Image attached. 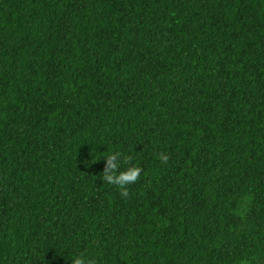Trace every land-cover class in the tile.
I'll use <instances>...</instances> for the list:
<instances>
[{
  "label": "trees",
  "instance_id": "1",
  "mask_svg": "<svg viewBox=\"0 0 264 264\" xmlns=\"http://www.w3.org/2000/svg\"><path fill=\"white\" fill-rule=\"evenodd\" d=\"M75 255L264 264V0H0V264Z\"/></svg>",
  "mask_w": 264,
  "mask_h": 264
},
{
  "label": "clouds",
  "instance_id": "2",
  "mask_svg": "<svg viewBox=\"0 0 264 264\" xmlns=\"http://www.w3.org/2000/svg\"><path fill=\"white\" fill-rule=\"evenodd\" d=\"M108 165L103 171V180L111 185H115L120 189L121 195L126 197L128 195L129 184L137 181L140 177L142 169L139 166H130L123 170L120 168L122 153L119 151L113 152L107 156ZM169 157L163 153L160 154L162 163H166ZM127 157H123V162L126 163ZM71 260V264H93V261L84 255H75Z\"/></svg>",
  "mask_w": 264,
  "mask_h": 264
}]
</instances>
